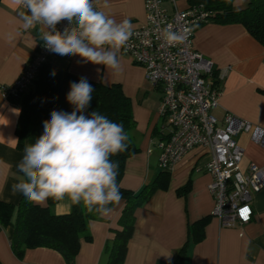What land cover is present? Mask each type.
Wrapping results in <instances>:
<instances>
[{"label": "crops", "instance_id": "crops-1", "mask_svg": "<svg viewBox=\"0 0 264 264\" xmlns=\"http://www.w3.org/2000/svg\"><path fill=\"white\" fill-rule=\"evenodd\" d=\"M248 1L234 0L232 7L241 10ZM161 5L172 13L174 8L185 10L191 3L162 0ZM98 8L117 22L129 20L134 28L144 23V0H99ZM21 12L25 11L13 0H0V89L19 77L41 40L39 25L28 30L21 27ZM9 34L13 39H8ZM193 45L213 62V78L220 91L219 107L213 111L218 121L229 112L264 128V46L242 25L216 22L197 26ZM119 58L122 70L118 74L103 65L86 63L79 56L55 54L49 62L55 68L107 86L119 84L130 99L135 127L129 137L138 151L127 158L120 186L136 192L160 170L155 142L165 131L158 112L161 91L145 79L143 67L128 55L120 52ZM18 115L19 102L5 99L0 93V201L13 205L23 196L11 191V186L23 179L16 168L24 154V149L16 147ZM237 142L243 149L240 162L243 172L251 164L264 166V148L252 142L249 134H240ZM209 161L206 149L197 147L189 151L170 172L168 188L156 191L136 211L123 264H169L185 245V264H264V187L252 194V216L248 223L222 227L212 215L215 200L208 188ZM70 203L67 198L56 201L50 210L55 215L67 214ZM37 205L46 206L47 202ZM111 207L114 211L110 216L90 221L86 234L81 235L75 264H105V244L118 228L124 200ZM203 218H207L204 237L195 242L192 225ZM12 232V227L0 225L1 264H65L59 253L48 248L27 249L17 258L10 246Z\"/></svg>", "mask_w": 264, "mask_h": 264}, {"label": "clouds", "instance_id": "clouds-1", "mask_svg": "<svg viewBox=\"0 0 264 264\" xmlns=\"http://www.w3.org/2000/svg\"><path fill=\"white\" fill-rule=\"evenodd\" d=\"M27 12L20 13L25 30L39 25L45 48L60 56H79L84 62L103 65L118 74L119 53L133 35L134 26L125 19L117 22L94 8L92 0H13ZM67 21L63 32L57 24ZM163 39L171 46L186 41L188 31L163 29ZM8 39H13L9 34ZM55 75V73H52ZM94 89L86 78L71 82L66 94L72 111L52 110L43 122V133L24 148L16 165L23 179L11 186L12 194H22L34 204L49 199H69L83 204L89 213L110 216L122 199L116 177L118 162L110 159L124 152L129 137L123 125L93 111L84 115Z\"/></svg>", "mask_w": 264, "mask_h": 264}, {"label": "built area", "instance_id": "built-area-1", "mask_svg": "<svg viewBox=\"0 0 264 264\" xmlns=\"http://www.w3.org/2000/svg\"><path fill=\"white\" fill-rule=\"evenodd\" d=\"M98 1L92 0L97 10ZM161 3L162 0H144V23L133 29V35L120 51L143 67L145 79L151 85L160 87L158 112L165 131L155 142L159 150L158 168L171 172L192 149H206L210 154L206 165L211 176L208 188L215 200L212 215L222 227L248 223L252 194L264 187V166L251 164L246 172L240 169L243 149L237 137L247 133L252 142L264 148V128L229 112L224 113L220 122L213 114L219 107L220 95L213 78V62L193 45L195 29L208 23L209 12L201 5H191L168 13ZM169 24L175 31H188L184 43H165L162 33ZM56 27L63 32L69 25L62 21ZM54 55L40 40L19 77L1 87L2 97L18 101Z\"/></svg>", "mask_w": 264, "mask_h": 264}, {"label": "trees", "instance_id": "trees-1", "mask_svg": "<svg viewBox=\"0 0 264 264\" xmlns=\"http://www.w3.org/2000/svg\"><path fill=\"white\" fill-rule=\"evenodd\" d=\"M189 1L191 5H201L209 12L208 22L240 24L261 46H264V0H249L245 8L237 11L232 7L234 0ZM81 78L83 77L53 67L50 62L41 67L32 86L18 98L19 115L15 126L18 150H23L26 145L34 143L43 133V122L49 119L52 110L72 111L73 106L67 102L66 94L70 90V83L79 82ZM88 81L94 91L84 115L89 116L93 111H97L111 121L122 124L129 137L130 131L135 127V121L131 101L123 94L121 86L119 84L107 86L100 82ZM214 82L217 83L216 80ZM126 143L128 147L124 152L110 157L112 161L118 162L116 181L124 200V207L117 221L118 228L112 231L113 237L105 244L107 255L105 264L124 263L127 244L134 231L136 211L156 191L166 190L169 185L170 172L159 170L136 192L122 188L120 181L125 162L138 151L130 137ZM185 189L187 188L178 190V193ZM55 202L49 199L46 206H40L28 202L24 196L16 205L0 201V225L12 227L10 246L17 258H21L27 249L48 248L59 253L65 264H75L79 252V239L81 235L86 234L90 221L96 220L99 215L89 213L83 204L77 205L72 202L67 214L55 215L50 210ZM206 221L207 218H203L193 223L191 229L193 241L199 242L203 239ZM186 253L185 245L169 264H185Z\"/></svg>", "mask_w": 264, "mask_h": 264}]
</instances>
